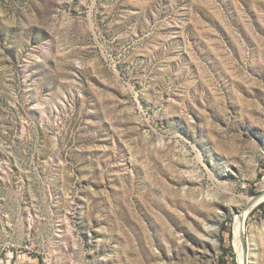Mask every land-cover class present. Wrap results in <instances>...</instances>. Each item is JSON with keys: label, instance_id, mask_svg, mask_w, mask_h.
Returning <instances> with one entry per match:
<instances>
[{"label": "rangeland", "instance_id": "rangeland-1", "mask_svg": "<svg viewBox=\"0 0 264 264\" xmlns=\"http://www.w3.org/2000/svg\"><path fill=\"white\" fill-rule=\"evenodd\" d=\"M263 190L264 0H0V264H264Z\"/></svg>", "mask_w": 264, "mask_h": 264}, {"label": "bare ground", "instance_id": "bare-ground-1", "mask_svg": "<svg viewBox=\"0 0 264 264\" xmlns=\"http://www.w3.org/2000/svg\"><path fill=\"white\" fill-rule=\"evenodd\" d=\"M263 200H264V196L262 198L258 199L257 201H253V198L250 199L248 207L246 209H243L241 211V213L237 216L236 243L238 246H240V250H242V243H241L240 236L243 233L244 219H245L247 213L249 212V210L252 209L253 207H255L256 205H258Z\"/></svg>", "mask_w": 264, "mask_h": 264}, {"label": "water", "instance_id": "water-1", "mask_svg": "<svg viewBox=\"0 0 264 264\" xmlns=\"http://www.w3.org/2000/svg\"><path fill=\"white\" fill-rule=\"evenodd\" d=\"M263 196H264V190L258 192L257 194H255V195L253 196V201H257L258 199L262 198Z\"/></svg>", "mask_w": 264, "mask_h": 264}, {"label": "built area", "instance_id": "built-area-1", "mask_svg": "<svg viewBox=\"0 0 264 264\" xmlns=\"http://www.w3.org/2000/svg\"><path fill=\"white\" fill-rule=\"evenodd\" d=\"M0 263H4V261H3V260H1V261H0Z\"/></svg>", "mask_w": 264, "mask_h": 264}, {"label": "trees", "instance_id": "trees-1", "mask_svg": "<svg viewBox=\"0 0 264 264\" xmlns=\"http://www.w3.org/2000/svg\"><path fill=\"white\" fill-rule=\"evenodd\" d=\"M261 206H263V205H261Z\"/></svg>", "mask_w": 264, "mask_h": 264}]
</instances>
